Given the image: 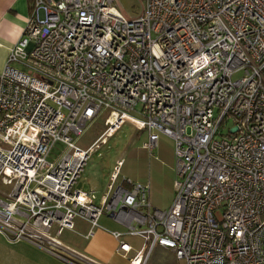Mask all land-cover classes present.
Masks as SVG:
<instances>
[{"label": "built area", "instance_id": "2783aa9c", "mask_svg": "<svg viewBox=\"0 0 264 264\" xmlns=\"http://www.w3.org/2000/svg\"><path fill=\"white\" fill-rule=\"evenodd\" d=\"M102 116L103 133L78 147L73 137ZM126 123L149 153L160 135L173 141L166 210L121 176L122 160L99 205L78 183ZM56 142L65 151L50 163ZM0 185L9 241L51 243L77 218L88 238L107 215L142 241L129 256L112 233L128 264L155 246L182 264H264V0H139L133 16L117 0H33L0 73Z\"/></svg>", "mask_w": 264, "mask_h": 264}, {"label": "crops", "instance_id": "0c3cea01", "mask_svg": "<svg viewBox=\"0 0 264 264\" xmlns=\"http://www.w3.org/2000/svg\"><path fill=\"white\" fill-rule=\"evenodd\" d=\"M32 2L33 0H0V73L11 48L22 35L31 13ZM144 134L145 138L138 149L143 163L148 161V169L137 180H131L148 184V201L151 207L166 210L174 197V144L170 138L160 135L157 146L149 153L142 148L147 141V134ZM79 184L87 189L86 185ZM94 204L99 205L100 199L94 198ZM89 228L87 221L77 218L73 230L65 229L59 236H55L53 230L51 235L54 240L51 243L9 241L0 233V264H69L66 260L75 264H128L117 252L118 243L112 236L113 232L122 233V240L132 247L129 256L134 255L141 247V239L127 236L125 228L107 215L99 219L93 234L86 238ZM56 254L66 260L58 258ZM146 264L182 263L175 259L170 250L155 246Z\"/></svg>", "mask_w": 264, "mask_h": 264}, {"label": "rangeland", "instance_id": "374dc122", "mask_svg": "<svg viewBox=\"0 0 264 264\" xmlns=\"http://www.w3.org/2000/svg\"><path fill=\"white\" fill-rule=\"evenodd\" d=\"M119 8L129 16L139 12V0H117ZM241 73H236L233 79H238ZM103 116L90 124L79 137H73L74 143L83 149L89 147L104 131ZM137 132L130 124L126 123L103 144H98L91 154L79 176L78 183L87 186L99 200L108 184L110 175L117 161L124 162L121 176L137 180L139 175L147 172L146 160L142 161L138 146L145 138L144 132ZM143 135V136H142ZM65 151V146L59 142L54 143L46 157L50 163L55 162ZM155 155L156 152H154ZM7 191L6 187L0 185V191ZM1 197V195H0Z\"/></svg>", "mask_w": 264, "mask_h": 264}, {"label": "water", "instance_id": "95a60500", "mask_svg": "<svg viewBox=\"0 0 264 264\" xmlns=\"http://www.w3.org/2000/svg\"><path fill=\"white\" fill-rule=\"evenodd\" d=\"M234 131H235V129H232V130H231V132H234Z\"/></svg>", "mask_w": 264, "mask_h": 264}]
</instances>
